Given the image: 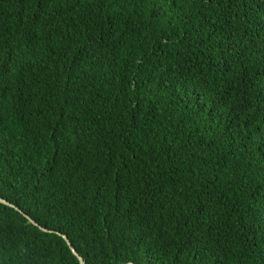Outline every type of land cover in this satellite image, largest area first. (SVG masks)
<instances>
[{
  "label": "trees",
  "instance_id": "16d2710c",
  "mask_svg": "<svg viewBox=\"0 0 264 264\" xmlns=\"http://www.w3.org/2000/svg\"><path fill=\"white\" fill-rule=\"evenodd\" d=\"M0 199V264H264V0H0Z\"/></svg>",
  "mask_w": 264,
  "mask_h": 264
},
{
  "label": "water",
  "instance_id": "95a60500",
  "mask_svg": "<svg viewBox=\"0 0 264 264\" xmlns=\"http://www.w3.org/2000/svg\"><path fill=\"white\" fill-rule=\"evenodd\" d=\"M0 204L8 206L10 208H14L16 211H18L17 208H15L12 204L8 203L7 201L0 199ZM20 213V211H18ZM23 217L27 220L28 223H30L31 225H33L34 227H37L40 231L45 232V233H51V231L46 230L45 228H42L41 226H39L38 224H36L31 218H29L28 216L22 214ZM56 235L60 236L66 243V245L68 246L70 252L73 254V256L77 259L78 264H85L83 262V259L77 254V252L71 247L68 239L64 236L61 235L59 233H56ZM124 264H133V263H124Z\"/></svg>",
  "mask_w": 264,
  "mask_h": 264
}]
</instances>
